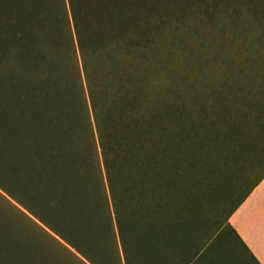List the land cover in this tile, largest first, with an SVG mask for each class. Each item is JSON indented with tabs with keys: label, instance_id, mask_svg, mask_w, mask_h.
I'll list each match as a JSON object with an SVG mask.
<instances>
[{
	"label": "trees",
	"instance_id": "obj_1",
	"mask_svg": "<svg viewBox=\"0 0 264 264\" xmlns=\"http://www.w3.org/2000/svg\"><path fill=\"white\" fill-rule=\"evenodd\" d=\"M263 179L264 0H0V264H259Z\"/></svg>",
	"mask_w": 264,
	"mask_h": 264
},
{
	"label": "crops",
	"instance_id": "obj_2",
	"mask_svg": "<svg viewBox=\"0 0 264 264\" xmlns=\"http://www.w3.org/2000/svg\"><path fill=\"white\" fill-rule=\"evenodd\" d=\"M259 264H264V179L228 220Z\"/></svg>",
	"mask_w": 264,
	"mask_h": 264
}]
</instances>
